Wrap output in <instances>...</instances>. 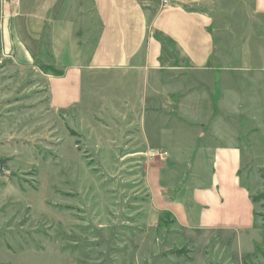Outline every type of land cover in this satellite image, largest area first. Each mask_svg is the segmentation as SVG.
<instances>
[{"label": "rangeland", "instance_id": "1", "mask_svg": "<svg viewBox=\"0 0 264 264\" xmlns=\"http://www.w3.org/2000/svg\"><path fill=\"white\" fill-rule=\"evenodd\" d=\"M139 1L150 18L167 1L216 15L232 54L249 31L242 0ZM163 51L166 70L93 72L82 102L59 110L48 101L47 75L58 70L47 59L24 67L0 54V264H264V199L241 230L148 217L150 165L185 187L201 181L195 153L144 143L155 123L222 132L242 149L250 195L264 194V73L194 70L166 40Z\"/></svg>", "mask_w": 264, "mask_h": 264}, {"label": "crops", "instance_id": "2", "mask_svg": "<svg viewBox=\"0 0 264 264\" xmlns=\"http://www.w3.org/2000/svg\"><path fill=\"white\" fill-rule=\"evenodd\" d=\"M242 2L251 9L249 31L232 54L223 43L231 33L217 26L221 19L182 4L167 1L150 18L139 0H0V54L24 67L45 58L47 66L61 71L47 75L49 105L57 110L82 102L93 72H140L149 78L166 70L165 54L172 59L163 51L165 40L188 68L228 75L264 73V0ZM238 36V32L231 35ZM155 132L153 137L143 134L144 143L161 152L195 153L197 183L201 181L195 185L190 178L191 185L185 187L174 171L164 173L160 166L150 165L145 176L150 221L169 216L180 227L216 232L253 224V203L240 176V146L228 142L222 132L206 128L171 133L155 123Z\"/></svg>", "mask_w": 264, "mask_h": 264}, {"label": "trees", "instance_id": "3", "mask_svg": "<svg viewBox=\"0 0 264 264\" xmlns=\"http://www.w3.org/2000/svg\"><path fill=\"white\" fill-rule=\"evenodd\" d=\"M53 74L59 75V74H62V72L58 70L57 73H53ZM262 178H264L263 175H262ZM250 199L252 203L259 202L264 199V194L262 193V194H257V195H250Z\"/></svg>", "mask_w": 264, "mask_h": 264}, {"label": "built area", "instance_id": "4", "mask_svg": "<svg viewBox=\"0 0 264 264\" xmlns=\"http://www.w3.org/2000/svg\"><path fill=\"white\" fill-rule=\"evenodd\" d=\"M147 153H148V152H147ZM149 153H151L153 156L156 155V153H155V152H152L151 150H150ZM158 156L162 157L163 155H162V154H159Z\"/></svg>", "mask_w": 264, "mask_h": 264}]
</instances>
